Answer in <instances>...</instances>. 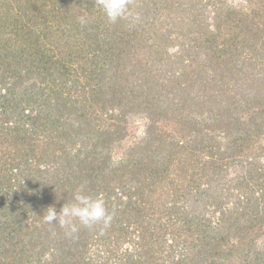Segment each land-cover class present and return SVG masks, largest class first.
Instances as JSON below:
<instances>
[{"label":"trees","instance_id":"trees-1","mask_svg":"<svg viewBox=\"0 0 264 264\" xmlns=\"http://www.w3.org/2000/svg\"><path fill=\"white\" fill-rule=\"evenodd\" d=\"M144 2L111 23L97 0H0V264H264V0ZM82 185L112 219L69 238L43 216ZM154 185L204 204L151 252L130 217Z\"/></svg>","mask_w":264,"mask_h":264},{"label":"rangeland","instance_id":"rangeland-1","mask_svg":"<svg viewBox=\"0 0 264 264\" xmlns=\"http://www.w3.org/2000/svg\"><path fill=\"white\" fill-rule=\"evenodd\" d=\"M140 0H136L137 3H139ZM145 2H149L150 0H144ZM233 1V0H229ZM144 2V3H145ZM241 76V75H240ZM241 81V80H240ZM231 95H236L235 92L231 93V91L229 90L228 93L224 94V99L221 100L222 104H225V107L229 106V102H230V97ZM207 104L205 105L206 108ZM206 110H210L209 106ZM224 110V109H223ZM206 114H210L209 112H207ZM133 118V117H132ZM145 121L137 118V116L135 118H133V120L131 119L130 125H128L127 128V135L125 136V139L122 143H120L117 148L114 150V155H113V159L117 160L120 159L123 156V153L128 149V148H132L133 146L137 147L136 144H140L141 138L143 137V135L145 134ZM263 136V135H262ZM150 164H153L152 160H147ZM226 161V160H225ZM264 161V160H263ZM154 165V164H153ZM227 178H235V176H237L239 173L241 172V168L238 167L237 165H234V163L230 164V167L227 169ZM140 175V179L141 182L138 184L139 186H141L143 183V177H144V173L141 171ZM190 177V176H188ZM187 177V179H188ZM226 179H222L220 180L221 185H217L218 187L220 186V188L224 187L226 188V190L230 189L231 192H233V194H237L239 193L240 187L238 186L239 183H237L236 181H234L232 184L227 183ZM181 181V179H179ZM187 183V182H186ZM183 184H184V178H183ZM205 183L203 180H201V187L202 189H204L205 187ZM142 188L144 189V196H146L147 201L145 202V208L141 211L140 216L143 215V217H135L132 216L130 217V219L137 221V222H143L141 224V228L143 229L140 233V241L141 244H144L145 241L149 242L150 244V250L151 252H153V247L151 245H154V240L153 238H151V233H155L157 234L158 237H160V244H163L166 247V250L170 249V240L167 241L165 243L164 238H171L172 237V232H175V228L174 225H178L179 223H182V219L184 214L187 213V206L188 204H191V209H195L196 213L200 211V208H202L204 201L201 200H197V199H203V193H201L199 190H196V192L194 193V198L196 200H193L190 202L189 198V194L187 193L186 190V186L184 185V188L181 189V193L184 195L182 198L177 197L173 192L174 190H170L168 188L167 185H160V186H153V189H150L148 187L142 186ZM172 188V187H171ZM183 191V192H182ZM254 197H260V195L258 193H255L253 195ZM188 199V201H187ZM261 201V198L258 199ZM174 206V208H172ZM214 208V207H213ZM212 208V209H213ZM196 213L194 215H196ZM218 213L216 214V217H218ZM120 218H126V215H124V213H120L119 215ZM215 216L213 215V213L211 211H209L206 215V219L210 218V219H214ZM146 220V221H145ZM215 222V221H214ZM183 225V223H182ZM185 230V229H184ZM183 232V231H181ZM183 233H186V231H184ZM262 237V236H261ZM146 238L148 240H146ZM195 238H192L190 235L184 236V240L180 239V243L181 246L184 245V241H186L187 243L190 244V242H193ZM263 237L260 239L262 240ZM264 240V239H263ZM172 241V239H171ZM170 246V247H168ZM124 247V246H123ZM115 249L119 250V247H114ZM174 248V247H173ZM141 251H143V249H141ZM118 252H123V251H118ZM170 252V251H169ZM139 255H137V257L139 256V261L140 264H155L152 263L151 261H149L147 258H151L149 257L150 255H142V252L138 253ZM153 254V253H152ZM112 261L114 262H118V257L115 254H112ZM168 255V253H165V256ZM162 257V256H161ZM170 259V258H169ZM167 260V264L172 263V260ZM172 259V257H171ZM176 259V258H175Z\"/></svg>","mask_w":264,"mask_h":264},{"label":"clouds","instance_id":"clouds-1","mask_svg":"<svg viewBox=\"0 0 264 264\" xmlns=\"http://www.w3.org/2000/svg\"><path fill=\"white\" fill-rule=\"evenodd\" d=\"M98 7L103 12L106 19L111 23L131 15L128 0H97ZM81 25L88 23L85 16L78 17ZM43 219L46 223H56L64 229L65 235L72 238L79 231L78 221L82 227H91L94 224L108 226L112 219L111 213L105 207V203L100 196H92L86 193L85 187L80 186L73 195L71 203H65L57 213L54 207H49L45 211Z\"/></svg>","mask_w":264,"mask_h":264}]
</instances>
